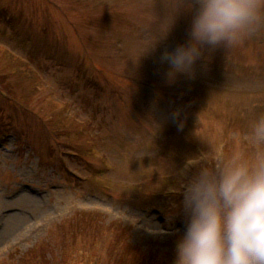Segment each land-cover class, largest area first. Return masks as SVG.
<instances>
[{
	"label": "rangeland",
	"instance_id": "obj_1",
	"mask_svg": "<svg viewBox=\"0 0 264 264\" xmlns=\"http://www.w3.org/2000/svg\"><path fill=\"white\" fill-rule=\"evenodd\" d=\"M197 7L0 0V264H141L118 253L112 223L176 264L185 185L198 166L252 154L264 116V16L169 79L161 56L189 40Z\"/></svg>",
	"mask_w": 264,
	"mask_h": 264
},
{
	"label": "clouds",
	"instance_id": "obj_2",
	"mask_svg": "<svg viewBox=\"0 0 264 264\" xmlns=\"http://www.w3.org/2000/svg\"><path fill=\"white\" fill-rule=\"evenodd\" d=\"M196 2L189 40L161 56L171 80L191 74L205 46L242 43L264 16V0ZM249 136L252 154L198 166L185 185L186 230L177 242L176 264H264V116L253 122Z\"/></svg>",
	"mask_w": 264,
	"mask_h": 264
},
{
	"label": "trees",
	"instance_id": "obj_3",
	"mask_svg": "<svg viewBox=\"0 0 264 264\" xmlns=\"http://www.w3.org/2000/svg\"><path fill=\"white\" fill-rule=\"evenodd\" d=\"M3 88V87H1ZM4 89V88H3ZM5 92V91H1ZM6 94V92H5ZM9 94V92H8ZM110 231H113L117 234V242H118V249L120 251H118V253L124 252L125 249L126 250H134L136 251L139 256H140V262L141 264H156V263H161V261L159 259H157V257L162 256V257H166L167 253H157V254H153V253H148L145 250L143 251L142 249H140V247L132 245L131 243V229L127 226H124L122 224L119 223H112L109 227ZM123 250V251H122ZM17 257V254H16ZM72 263L73 264H111V262L106 261L105 258H94L88 255H82V254H78L75 257L72 258ZM10 260H14V256L10 257ZM22 260V258H21ZM21 260L19 262H21ZM31 261V257L25 255L23 256V262L22 263H26L28 264ZM47 258H44L43 263L44 264H50L49 262H46Z\"/></svg>",
	"mask_w": 264,
	"mask_h": 264
}]
</instances>
